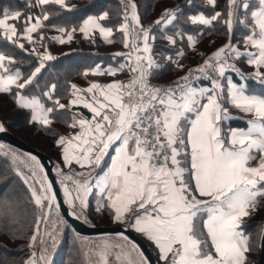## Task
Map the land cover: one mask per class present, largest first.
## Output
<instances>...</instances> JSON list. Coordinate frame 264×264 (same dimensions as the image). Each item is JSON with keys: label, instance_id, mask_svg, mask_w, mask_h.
I'll list each match as a JSON object with an SVG mask.
<instances>
[{"label": "snow or ice", "instance_id": "snow-or-ice-1", "mask_svg": "<svg viewBox=\"0 0 264 264\" xmlns=\"http://www.w3.org/2000/svg\"><path fill=\"white\" fill-rule=\"evenodd\" d=\"M206 5L209 12L187 14L179 4L165 5L145 25L137 0H120L116 27L127 50L114 58L123 60L87 67L83 74L129 75L107 82L92 79L86 87L69 80L68 102L62 103L56 83H39L46 61L55 59L50 50H41L44 29L58 28L60 35L51 38L61 43L71 41L75 32L90 38L95 30L111 43L114 28L103 22L109 11L88 14L69 29L49 21L76 7L68 0H26L23 8L12 0L0 4V44L38 58L26 74L15 67L16 55L0 50V93L29 110L28 123L55 137L62 155L55 171L71 215L90 223L92 196L97 213L107 212L121 227L146 237L158 257L151 261L124 231L93 242L76 233L85 264H255L249 253L264 250V229L254 245L244 227L245 218L264 202V0H225L219 9L217 0ZM181 15L195 26L192 31L178 26ZM217 23L226 28L227 41L211 53L200 52L202 63L183 71L185 44L196 51L198 36ZM170 26L174 31L168 34ZM157 33L177 46L160 58L154 53ZM236 33L242 38L234 41ZM240 60L252 71L241 69ZM173 69L183 75L158 81ZM201 78L208 83H199ZM250 78L258 87L249 86ZM58 120L71 131L59 133L53 127ZM234 120L245 126H233ZM27 156L31 178L17 168L35 206L27 238L31 255L24 264H51L68 221L44 165L32 153Z\"/></svg>", "mask_w": 264, "mask_h": 264}, {"label": "trees", "instance_id": "trees-1", "mask_svg": "<svg viewBox=\"0 0 264 264\" xmlns=\"http://www.w3.org/2000/svg\"><path fill=\"white\" fill-rule=\"evenodd\" d=\"M168 1L172 3L171 5L179 4L181 8L184 10V13L187 14L190 11H195L197 9H205L207 11L209 7L206 5V0H192V4H187V0H137L139 5V10L142 16V22H152L157 18L160 14L163 6V3ZM5 0H0V4H3ZM12 2L18 7H25L26 0H12ZM68 2H76L78 3L73 9H64L59 11L55 16H50L49 21L58 25V27H67L71 28L73 25H77L86 15L88 14H99L102 11H109V19L105 21L107 24L113 26L116 30V25L120 22L121 18L119 16L120 11V0H68ZM225 4V0H217V9L223 7ZM211 9V8H210ZM33 11L39 14V9L34 8ZM55 11V10H54ZM151 18V19H150ZM45 23H48L46 21ZM179 27L185 29V31H192L195 26L189 24L184 16L181 15L176 22ZM58 30V28H46L45 32H53ZM226 28L217 23L216 28L213 30H206L204 33L198 36V43L200 48H197L198 51L196 54L190 47L185 44V57L182 58L181 62H186L189 65L191 59H196L199 61H203L204 57H202L199 53L202 52L201 47H206L207 49L204 53H210L216 46L220 43H214L215 45H208V43L203 44L202 39L217 35L220 37H224L227 31ZM173 32L174 29L169 27V30ZM195 33V32H194ZM239 35V33L234 34V36ZM118 36V33L115 34V37ZM158 38H162V34L157 33ZM91 40L82 42L83 50L71 52L69 54H63L61 57L57 58L54 62L48 63L46 68L41 72L39 83L43 86L45 84L56 83L57 91L61 93V100L67 98L64 93L68 88L67 81H71L78 74H81V71L87 67L94 65L97 62H100L105 56L109 54H102L99 51L91 52L90 50L85 49L87 46L91 47L97 45L95 47L100 48L101 43L99 41ZM157 47L162 51H168L169 49H176L174 47H167V45H163L161 48L159 43L155 41ZM0 50H4L7 53L14 54L18 57L15 67L21 68L23 72L26 74L30 72L31 67L35 65L38 61L31 54L25 53L22 49H19L17 46L9 45L8 47H3L0 44ZM107 53V52H105ZM69 60L73 65L70 67H66L64 61ZM66 67V68H65ZM58 69L63 73L59 75L56 71ZM51 74L47 76V73ZM182 71L178 70H169L166 71L163 75L159 76L158 81H167L171 78L176 77ZM250 85V82H249ZM40 90L33 89V94H39ZM9 100L12 98L9 95L4 94ZM17 109L24 112L22 115V119L25 122V125H29L28 119L30 118V112L27 109H23L17 106ZM67 115V114H66ZM0 120H3L5 123V127L15 134L19 135L14 131V128L11 126L10 122H6L5 119L0 115ZM233 126H245L244 122L241 120H234L232 122ZM65 123L61 121H56L53 127L59 132L62 133L61 130L64 128ZM11 128V129H10ZM33 133H41V136H48L52 139L54 136L44 132L42 128L33 127ZM29 141L28 139H25ZM30 142V141H29ZM33 146L39 148L40 150L45 151L52 159L51 149L43 148L35 145L30 142ZM12 153H15V157ZM30 159L26 154L10 147L7 144L0 143V264H24V261L31 255V250L27 247L29 241L28 236L31 235L32 225L34 223V214H35V206L30 200V190L27 188L25 184L24 177L20 175L17 171L19 167L20 171L24 172L25 175L31 178V173L29 168L26 166V160ZM258 211L262 210L263 220L261 221H247L244 225L245 230L251 233V240L254 245L257 244V233L255 232L259 229L260 233L262 229H264V202L258 206ZM92 210V209H91ZM89 223V222H87ZM89 224L98 225L97 222H90ZM72 231L73 234L69 236V232ZM65 233L66 240L60 245V250L55 252L58 253L55 255L54 260L51 264H85V257L81 250L80 244L82 243L77 237L75 230L69 226L67 223L65 225ZM100 238V237H98ZM98 238H89V242L96 241ZM78 241L79 247H75L71 250L69 246V241ZM256 240V241H255ZM153 252L156 251L151 243H149ZM260 253V250L252 251L249 253ZM258 255V254H257ZM158 259V257H157ZM257 263V258L255 260Z\"/></svg>", "mask_w": 264, "mask_h": 264}, {"label": "crops", "instance_id": "crops-1", "mask_svg": "<svg viewBox=\"0 0 264 264\" xmlns=\"http://www.w3.org/2000/svg\"><path fill=\"white\" fill-rule=\"evenodd\" d=\"M206 3V2H205ZM208 7H209V9L206 11V12H209L211 9V6L210 5H207ZM197 10H203V11H205V9H197ZM196 11V10H195ZM109 19V17L105 20V21H107ZM105 21H103L105 24H106V26H111V25H109V24H107ZM120 22H121V20H120ZM69 29H71V28H69ZM169 30V29H168ZM225 31H227V30H225ZM186 32H188V31H186ZM116 33H118V36L117 37H115V34ZM172 32L171 31H168V34H171ZM192 34H195L194 32L192 33ZM33 35H35V33L33 34ZM55 35H60V33H58V32H55V33H50L49 35H48V38L49 39H46L45 38V40L43 41V47L41 48V50H44L45 48L46 49H48V50H50L52 53H53V55L55 56V59H53V60H47L46 61V63H45V68H46V66H47V63H52V62H54L57 58H59V57H61L63 54H69V53H71V52H76V51H81V50H83V43L82 42H84V41H88V40H91V41H93V40H96V41H99L100 43H101V45H100V48H97V50L100 52V53H102V54H109L108 56H105L100 62H97V63H95L94 65H91V66H87V67H94L96 64H100L101 65V67L102 68H104V67H106L108 64H112V65H116L118 62H122V60H123V58H121V57H119V56H115V58H114V54L115 53H117V52H120V51H126L127 49H125V47H124V45H123V43H122V36H121V33H120V30L117 28L116 30L114 29V31H113V34H112V37L110 38L111 40H112V42L111 43H109V42H107V41H105L104 40V38L101 36V35H99V32H98V30H95L94 31V35H92L90 38H86V37H84L80 32H75V33H73V39L71 40V41H65V42H63V43H61V42H59V41H55V40H52V36H55ZM239 37H241L240 35H237V36H233V39H234V41L235 40H239ZM227 38H228V36H227V33H226V35H224V37L222 38V37H220V36H217V35H212V36H209V37H206V38H204V39H202V41H200V43L202 42L203 44H205V43H208V45H215L214 43H220L218 46H216L212 51H214L217 47H219L220 45H222L223 43H225L226 41H227ZM242 38V37H241ZM165 40V39H164ZM82 41V42H81ZM164 42H166L167 44H169L166 40L164 41ZM37 46H40V40L39 39H37ZM179 43V42H178ZM197 43H198V41H197ZM171 47H174V48H177V46L176 45H171V44H169ZM94 46H97V45H94ZM93 46V47H94ZM189 47H190V50H192L193 51V48H192V46L191 45H188ZM200 46H202V44L201 45H199V44H196L195 45V48L197 49V48H200ZM18 47V46H17ZM25 47H31V45L27 42V41H25ZM65 47V50L64 51H61V49L60 48H64ZM201 48H204V49H202V52L204 53L205 51H206V49H207V46L206 47H201ZM60 49V50H59ZM4 51V50H3ZM211 51V52H212ZM91 52H95V51H91ZM105 52H107V53H105ZM194 52V54H196L198 51L196 50V51H193ZM210 52V53H211ZM7 53V52H6ZM28 54H32L33 56H34V58H36L37 60H38V58L37 57H35V55H34V53H28ZM158 58H159V56H158ZM239 62V64H240V66L242 67V69L244 70V71H246V72H250V71H252V66H249V65H247L246 64V62L244 61V60H240V61H238ZM64 63H65V66L66 67H70L71 68V66L73 65V63H71L69 60H66V61H64ZM182 63H184L185 64V69L183 70V71H186L187 70V68H189V67H194L196 64H199V63H202L201 61H199V60H196V59H191L190 60V63H189V65H187L186 64V62H182ZM65 67V68H66ZM87 67H85V68H87ZM44 68V69H45ZM84 68V69H85ZM44 69H42V71L44 70ZM83 69V70H84ZM83 70L81 71V74H79L78 75V77L76 76L74 79H72L71 81L72 82H74V83H77L78 85H81V86H84V87H86L87 86V84H88V82L90 81V80H92V79H96V80H100V81H102V82H107V81H110L111 79H113V78H124V77H126L127 75H129L127 72H123V73H118L117 74V77H113L112 75H97V74H89L87 77H85V75L83 74ZM183 71L182 72H180V74L179 75H183ZM55 72H57V69H56V71ZM229 74H232V73H229ZM179 75H177V76H179ZM233 75V78L237 81V82H240L239 81V78L237 77V76H235L234 74H232ZM249 82H250V87H258V84H257V82L254 80V79H251L250 78V80H249ZM201 84H205V83H208V82H204V81H202V82H200ZM61 102L62 103H67L68 102V97L67 98H65V99H63V100H61ZM79 109H80V111L81 112H84V114L85 115H88L89 114V110H87V109H85L82 105L81 106H77ZM232 111L236 114V115H238V116H243V115H245V114H243V113H240V112H236V110H234V109H232ZM232 122H234V121H232ZM71 131V129L68 127V129H67V133L68 132H70ZM61 157H62V155H61ZM64 167V169H65V171H67V166H63ZM74 167H76V169H77V171H79V166H76V165H74ZM91 198H93L94 200H95V198L94 197H92V196H90V198L89 199H91ZM90 205L93 207H96V202H95V204H93V203H91L90 202ZM93 209V208H92ZM256 211V210H255ZM255 211L249 216V217H246L245 218V221L247 222V221H249L252 217H253V215H254V213H255ZM105 213V215H106V213L107 212H104ZM103 213V214H104ZM112 225H118L117 223H115L114 221H112ZM108 226H110V225H108ZM138 233V232H137ZM139 234V233H138ZM141 235V234H140ZM142 236V235H141ZM142 237H144V236H142ZM146 240H147V242L148 243H151L152 244V242L151 241H149L146 237H144ZM150 245V244H149ZM153 245V244H152ZM154 247V246H153Z\"/></svg>", "mask_w": 264, "mask_h": 264}, {"label": "rangeland", "instance_id": "rangeland-1", "mask_svg": "<svg viewBox=\"0 0 264 264\" xmlns=\"http://www.w3.org/2000/svg\"><path fill=\"white\" fill-rule=\"evenodd\" d=\"M71 4H74V5H77L78 3L76 2H70ZM138 4V3H137ZM172 3H169L168 1H166L165 3H163V6L165 5H169L171 6ZM151 19V18H150ZM150 20L146 21V22H143L145 25L148 24ZM45 32V31H44ZM55 32H58V30L56 31H53V32H45V37L46 39H49L48 38V35L50 33H55ZM239 39H241V37H239ZM165 40L163 38H158L157 37V40L156 42L159 43L160 45H167V47H170L169 44H167L166 42H164ZM82 42V41H81ZM84 47L86 46V44L83 45ZM61 51H64L65 50V47L64 48H60ZM59 49V50H60ZM85 49L87 50H90V51H98L97 48L94 46H87ZM162 50H160L158 47H155L154 48V53L159 56L160 58V54H161ZM163 52H166V51H163ZM32 55V54H31ZM33 56V55H32ZM238 63V66L242 69V67L240 66L239 62ZM48 64V63H47ZM57 73L59 75H61L63 73V71L61 70V72L57 69ZM51 73L48 72L47 73V76L50 75ZM79 75V74H78ZM78 77V76H77ZM175 79L174 78H171L170 80H173ZM170 80H167V81H170ZM167 81H161V82H167ZM24 114L23 111L17 109V106L14 104V101L13 99L11 98L10 100L3 94V93H0V115L5 119V121L8 123L10 122L11 123V126L14 128V131H16V133H18L19 137L23 138L24 140L25 139H28L30 142L34 143L35 145H38L39 147H43V148H52L51 149V153L52 156L54 157V162H55V165L57 166V162L58 161H62V157H61V151H60V148L58 146H56L54 144V139L55 137H53L52 139H50V137L48 136H41L39 133H33L32 132V128L35 127L34 124L32 123H29V125H25V122L24 120L22 119V115ZM11 129V128H10ZM67 129H68V125L65 124L64 128L61 130L62 133H67ZM9 130V129H8ZM11 131V130H10ZM14 133V132H13ZM17 135V134H16ZM27 141V140H26ZM28 141V142H29ZM29 142V143H30ZM31 144V143H30ZM29 159L26 160V162L28 161ZM55 166V168H56ZM59 178V177H58ZM60 181V179H59ZM90 202L95 204V200L93 198L90 199ZM93 208V209H92ZM91 212H90V215H89V220L93 223V222H97L98 223V226H101V225H112V220L110 219V216L108 213H105L104 214H100V213H97L95 211V207L91 206ZM259 207L256 209L253 217L250 219V221H261L263 220V214H262V210L259 212L258 211ZM255 232H258L257 234V241L259 240V235H260V231L259 229ZM73 234L72 231L69 232V236H71ZM66 233H65V225L63 227V230L59 236V240H58V243L55 247V249L52 251V255H51V263L52 261L54 260L55 258V255L60 253H55L57 251L60 250V245L66 240ZM256 241V240H255ZM258 243V242H257ZM69 246L71 247V250H73L75 247H79V242L75 240L74 241H69ZM258 254V255H257ZM252 253L250 254V259L252 261L255 262L256 258H257V263L255 264H258V261H259V257H260V253Z\"/></svg>", "mask_w": 264, "mask_h": 264}, {"label": "water", "instance_id": "water-1", "mask_svg": "<svg viewBox=\"0 0 264 264\" xmlns=\"http://www.w3.org/2000/svg\"><path fill=\"white\" fill-rule=\"evenodd\" d=\"M0 143L7 144L26 155L28 153H32L34 156L39 158L40 163L44 165V168L48 173V178L53 181V186L57 192V198L61 203V213L64 219L68 221L69 226H71L76 233L88 238H98L106 234H115L117 232L124 231L126 235L130 236L132 239L136 240L138 244H140L144 253L151 261L155 262L157 260V257L147 240L135 230L125 229L120 225L98 226L89 224L79 217L72 216L68 205L64 203L63 190L55 171V162L45 151L33 146L28 141L8 130L6 127L5 130L0 131ZM258 264H264V250H260Z\"/></svg>", "mask_w": 264, "mask_h": 264}, {"label": "built area", "instance_id": "built-area-1", "mask_svg": "<svg viewBox=\"0 0 264 264\" xmlns=\"http://www.w3.org/2000/svg\"><path fill=\"white\" fill-rule=\"evenodd\" d=\"M230 73H231V72H230ZM232 74H234V73H232ZM234 75H235V74H234ZM202 81H204V82H205V81L208 82L207 80L201 78L200 81H199V83L202 82ZM159 82H161V81H159Z\"/></svg>", "mask_w": 264, "mask_h": 264}]
</instances>
